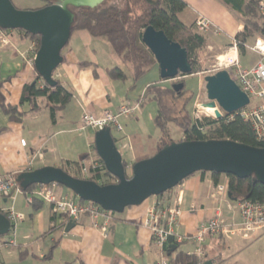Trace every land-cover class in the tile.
<instances>
[{
  "label": "crops",
  "instance_id": "obj_1",
  "mask_svg": "<svg viewBox=\"0 0 264 264\" xmlns=\"http://www.w3.org/2000/svg\"><path fill=\"white\" fill-rule=\"evenodd\" d=\"M182 1L187 5L179 14L184 25H193L198 15L212 23V31L203 35L207 48L223 54L224 57L233 52L234 58L245 69L261 60L259 55L249 49L260 36L250 38L242 52L237 47L235 52L231 50L234 37L243 30L240 8L242 10L248 0ZM73 36L76 49H90V54L76 58V54L72 53L74 49H70L65 55L61 53L63 62L53 73V78L61 83L72 98L56 111L54 122L51 121L49 109L42 99L37 101L36 111L30 112L28 104L19 106L23 86L34 82L37 76L33 64L30 63L33 53L31 42L17 33L15 42L20 44L21 50L13 44L11 47L15 49L14 53L19 61L16 57L8 63H0L2 94L8 104L17 106L18 111L24 113L19 122H12L0 109V176H17L21 172L42 167L59 168L70 174H77L74 164L81 163L86 166L95 156L91 147L94 140L91 134L93 130L81 128V116L87 113L98 117L104 110L115 113L126 101L132 104L137 102L144 95L147 86L159 83L157 67L158 78L155 77L147 83L139 93L130 92L133 86L116 92L113 89L116 82L109 77L108 71L117 66L108 68L99 65L95 59L96 50L91 48L97 38L91 37L86 31L78 30L71 33L69 42ZM118 60L121 61L119 57ZM117 62L116 59H110L108 63ZM200 73L181 79L185 82L188 77H198ZM129 75L134 84L143 77L142 75L135 80L132 70ZM146 100L150 101L144 98L134 117L129 118V124L134 126V131H128L124 136L112 135L116 139L115 144L123 162L128 165L129 175L134 163L156 153L160 137L155 125L153 126L156 131L148 129L150 120L154 124L157 108L154 102L153 114L151 111L147 112L148 108H144ZM147 143L150 145L147 146ZM220 183L227 186V178L220 177ZM31 193L20 190L14 199H4V202L11 203L10 209L21 216L24 214L26 219L22 216L19 221L22 233L15 228L14 232L2 238L14 239L15 246H0V264H154L163 255L175 258L178 264H192L196 247L192 241L177 243L173 240V253H168L154 244L145 223L146 212L154 203L179 208L180 215L172 226L173 232L179 236L193 235L200 223L207 222L216 214H220L227 221L238 220L236 210L229 209L225 201L214 197L215 186L210 173H196L162 196L151 197L139 206L125 209L122 214H112L105 230L102 219L93 222L89 215H84L73 221L74 225L66 231L70 220L54 215L50 204L37 197L31 198ZM54 193L57 197L68 196L78 201L72 192L61 189L58 185ZM10 209L0 207L2 211ZM202 248L205 264H264V233H255L248 241L241 237L206 238Z\"/></svg>",
  "mask_w": 264,
  "mask_h": 264
},
{
  "label": "water",
  "instance_id": "obj_2",
  "mask_svg": "<svg viewBox=\"0 0 264 264\" xmlns=\"http://www.w3.org/2000/svg\"><path fill=\"white\" fill-rule=\"evenodd\" d=\"M50 5L36 10H19L10 0H0V30H21L39 36V47L33 59V68L48 87L57 81L53 73L62 63L61 51L68 44L75 21L74 10L96 9L106 0H49ZM144 46L153 55L161 80L173 81L192 75L187 52L178 43L169 40L162 31L146 27L141 36ZM207 103L202 108L214 110L216 119L222 114L232 115L249 104V99L225 70L204 77ZM178 92L182 83H173ZM222 114H221V112ZM93 146L105 170L116 179L115 184L101 186L84 179H75L62 169L42 167L21 172L17 176L19 189L33 184H58L69 189L79 201L98 205L102 210L122 214L151 197L161 196L196 173L253 177L264 186V148L247 146L230 140L181 141L164 146L153 156L131 166L130 177L109 128L98 130ZM227 197L231 199L230 193ZM69 221L66 231L73 226ZM12 224L0 213V237L9 234ZM173 238L167 241V252L173 253ZM208 264V263H207Z\"/></svg>",
  "mask_w": 264,
  "mask_h": 264
},
{
  "label": "trees",
  "instance_id": "obj_3",
  "mask_svg": "<svg viewBox=\"0 0 264 264\" xmlns=\"http://www.w3.org/2000/svg\"><path fill=\"white\" fill-rule=\"evenodd\" d=\"M231 1L234 2V0ZM263 1L248 0L242 10L240 8L243 16V30L234 37L239 52L245 49V45L250 38L260 36L264 39ZM50 4L51 1L44 0L41 7ZM186 7L187 5L182 0H120L108 6H102L100 9H78L74 10L75 21L71 33L82 30L93 38H105L121 61L130 66L133 77L137 80L150 66L156 65L153 55L141 41L143 30L151 26L156 31H162L169 40L178 43L186 50L188 61L192 67V74H196L202 71L200 62L196 57L197 53L206 47V39L193 29V25L186 26L180 21L179 14ZM2 31L4 33L8 32L7 30ZM15 31L21 38L35 44L36 53L39 47V36L21 30ZM108 75L110 78L119 80H124L126 77L119 68L109 70ZM166 82L168 81L160 79L159 83L147 86L144 92V98L154 101L157 108L154 125L159 131L160 137L156 152L174 142L169 134L170 124L177 126L182 133V138L178 142L230 140L251 147L263 148V144L256 139L250 123L244 121L238 115H235L232 119H229V115L226 114L220 119L212 117L191 119L187 107L194 94L186 88L184 81L178 82L183 84V88L178 92L173 89V84L164 85ZM2 89L3 82H0L1 111L8 117L9 121L19 122L24 113L19 112L17 106L6 102ZM71 98L72 95L59 81L51 88L43 83L37 75L34 82L23 86L19 106L28 104L30 112L36 111L38 109L37 101L42 99L49 109L51 121L54 122L56 111L63 108ZM180 116L181 121L179 122ZM113 140L116 142V139L113 138ZM91 147L98 167L95 169L89 168L86 177H81V172L78 170L83 166L81 163L74 164L77 174H70L68 171L62 170L75 179L93 181L101 186L115 184L116 179L105 170L102 161L95 153L94 146ZM123 165L127 171L128 165L125 162H123ZM126 175L127 178L130 177L127 172ZM17 176L13 177L17 187H19ZM211 176L214 186H216L219 184V178L225 175L213 173ZM225 177L227 178V193L231 195V199H228L233 204L243 201L251 203L264 201V186L254 182L253 177L247 179H238L234 176ZM40 186V184H33L22 191L32 192ZM1 197L5 198L4 196ZM0 213L7 218L9 216V211L0 210ZM112 214L114 215V213ZM165 250L167 251V249ZM176 261V264H178V260ZM193 263H195V259L192 261Z\"/></svg>",
  "mask_w": 264,
  "mask_h": 264
},
{
  "label": "built area",
  "instance_id": "obj_4",
  "mask_svg": "<svg viewBox=\"0 0 264 264\" xmlns=\"http://www.w3.org/2000/svg\"><path fill=\"white\" fill-rule=\"evenodd\" d=\"M193 26L195 30L202 35L211 32L213 29L212 23L201 15L195 18ZM232 42L233 49L231 50L235 52V39H233ZM0 43L1 46L8 44V37L2 30H0ZM249 49L261 58L254 66L245 69L234 57L227 58L225 56V61L223 63L219 61L217 64L216 71H227L230 78L249 99V104L236 113L229 115V119L238 115L244 121L249 122L256 139L263 144L264 148V39H256ZM34 56L35 54H33L30 61L32 64ZM143 101L144 95L132 105L122 104L115 113L104 110L98 117L85 113L80 119L81 128H88L94 132L109 128L110 130L120 132L122 130L120 119L128 118L135 114L143 104ZM210 116L215 118L213 109L212 112H210ZM222 116H224V114H222ZM195 119L199 118L197 117ZM96 167H98V164L94 156L90 159L88 165H83L81 168H78V170L81 172V175L86 177L89 168L95 169ZM56 186V184L41 185L39 188L33 190L30 196L31 198L37 197L50 204L52 213L56 216H63L70 221H77L80 217L89 215L93 222L102 219L104 226L103 230L107 228V224L111 219V212L104 211L93 203L72 200L68 196L57 197L54 193ZM18 192H20V189L17 187L13 176H0V196L12 200ZM214 197L221 201H225L229 209L236 210L238 220L233 221L232 219L227 221L220 214H216L207 222L200 223L193 235L179 236L172 230V226L176 224L177 218L180 215L179 208L177 206H163L156 202L147 210L145 221L146 226L149 227L154 244L158 248L164 250L167 249L169 237H172L177 243H182L186 240L192 241L196 246L193 253L195 259V263L193 264H205V253L202 244L206 238L223 237L230 239L232 237H241L243 240L248 241L255 233H264V201L261 203L243 201L233 204L227 199V186L221 183L215 186ZM8 219L12 224L10 232H14V224H16L17 221H21L22 216L10 209ZM0 246L13 247L15 246V241L10 237L6 240L0 238ZM154 264H176V260L175 258L163 255Z\"/></svg>",
  "mask_w": 264,
  "mask_h": 264
},
{
  "label": "rangeland",
  "instance_id": "obj_5",
  "mask_svg": "<svg viewBox=\"0 0 264 264\" xmlns=\"http://www.w3.org/2000/svg\"><path fill=\"white\" fill-rule=\"evenodd\" d=\"M12 2V4L14 5L15 8L19 9V10H36L41 8V6L44 3V0H10ZM116 1H120V0H106L104 3H102L99 7H97V9H100L102 6H108L111 4H114ZM193 29L195 30L194 26ZM6 36L8 37V44L7 45H0V47H2V49H0V63H8V61H12L13 59H16L19 61V58L17 55H15V49H13L11 46V44H13V46L17 47L18 50H21L20 48V44L15 42V37L17 36V32L15 30L12 31H8L5 32ZM85 35V34H84ZM205 35V34H204ZM74 36L72 38V40H70V42L63 48V50L61 51V53L63 55L67 54L70 49L72 51L73 50V54H76V58L82 56V55H88L89 56V50L90 49H85V48H77L74 45ZM87 38H85L86 40ZM94 44H92L91 48L96 50V54L97 56L95 57V59L97 60V62L99 63V65L101 67H114L117 66V68H120L124 74L126 75L124 80H119V79H113V81L116 82V86L113 85V89L118 92V90H122V89H127L129 88V86H133L132 89H130L131 93H139V91L142 89V87H144L147 83H149L150 81H152L155 77L158 78V70H157V65H152L150 66L145 74L143 75V77H141L140 79H138L137 81H135L134 84V80L133 78L130 77V72H131V68L130 66L123 64L120 60H118V56L115 54V52L112 50V48L110 47V45L108 44L107 40L105 38H97L96 40H94ZM32 44V56L33 54H35V44L30 41ZM1 44V43H0ZM80 51V53H78ZM18 53V51H17ZM31 56V59H32ZM93 56V55H90ZM220 57H224L223 54H217L216 51L204 47L203 49H201L198 53H197V60L200 62V66H201V73L200 75L197 77H188L185 80V85L186 88L191 91L194 94V97L192 99V101L189 103L187 109H188V114L190 115L191 119L192 118H199V119H203L206 117H211L210 116V112L204 111V109L202 108V105L207 103V98H206V92H205V82H204V77L206 76H210V75H214L217 71V64L219 63V59ZM89 58V57H88ZM94 58V57H93ZM110 59H116V61H118L117 63H108L110 61ZM117 64V65H116ZM199 79V80H198ZM183 81L180 78L173 80V81H168L166 82V84L164 85H171L173 83H178ZM135 86V87H134ZM115 87V88H114ZM127 105H131L132 102L126 101ZM154 105V101L150 100L147 101L144 105V108H148L147 112L151 111L152 112V107ZM146 110V109H144ZM153 114V112H152ZM134 115V114H133ZM130 116V117H134V116ZM130 117L128 118H122L120 119V123L122 125V130L120 132H116L115 130H111V134L115 137V136H124L125 134L128 133V131L133 132L134 131V126L130 123ZM150 119V118H149ZM178 121H181V116L179 117ZM151 124L148 127V129L150 131H156V129H154V124L152 122V120L149 121ZM145 124H148L147 121H145ZM88 129V128H87ZM91 130V129H90ZM94 131L91 132L92 134V138L94 136ZM169 134L171 139L174 142H178L181 138H182V133L179 130V128L177 126H174L173 124L169 125ZM127 143V142H126ZM150 143H147V146H149ZM127 174L129 175V172L127 171ZM61 189H65L66 191L70 192L71 191L65 187L62 186H58ZM3 197L0 196V207H3L5 209H10L11 207V203L6 201L4 202ZM15 208V205H14ZM22 216H24V219H26V216L23 214ZM24 221H28V220H24ZM20 222L18 221L16 224H14L15 228L18 229L19 233H22V229L19 226ZM17 225V226H16ZM20 227V228H19ZM13 231H11L10 233H12ZM6 237V236H5Z\"/></svg>",
  "mask_w": 264,
  "mask_h": 264
},
{
  "label": "bare ground",
  "instance_id": "obj_6",
  "mask_svg": "<svg viewBox=\"0 0 264 264\" xmlns=\"http://www.w3.org/2000/svg\"><path fill=\"white\" fill-rule=\"evenodd\" d=\"M227 58H233L234 54L231 52L229 55H226ZM220 63H223L225 61V57H220L219 59ZM204 111L212 112V109L205 108Z\"/></svg>",
  "mask_w": 264,
  "mask_h": 264
},
{
  "label": "flooded vegetation",
  "instance_id": "obj_7",
  "mask_svg": "<svg viewBox=\"0 0 264 264\" xmlns=\"http://www.w3.org/2000/svg\"><path fill=\"white\" fill-rule=\"evenodd\" d=\"M46 3V2H45Z\"/></svg>",
  "mask_w": 264,
  "mask_h": 264
}]
</instances>
